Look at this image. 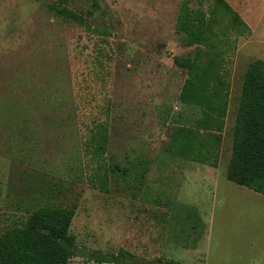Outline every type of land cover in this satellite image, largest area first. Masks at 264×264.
Wrapping results in <instances>:
<instances>
[{"label": "rangeland", "instance_id": "obj_1", "mask_svg": "<svg viewBox=\"0 0 264 264\" xmlns=\"http://www.w3.org/2000/svg\"><path fill=\"white\" fill-rule=\"evenodd\" d=\"M225 1L249 33L215 20L230 89L211 167L164 152L200 117L180 102L176 59L196 48L176 29L184 0H0V233L37 208L76 206L70 264L121 249L138 264H264V196L227 179L245 72L264 60V0ZM188 4L208 14L215 0ZM104 122L99 159L90 145Z\"/></svg>", "mask_w": 264, "mask_h": 264}, {"label": "trees", "instance_id": "obj_2", "mask_svg": "<svg viewBox=\"0 0 264 264\" xmlns=\"http://www.w3.org/2000/svg\"><path fill=\"white\" fill-rule=\"evenodd\" d=\"M188 1L184 0L181 6L176 29L182 35L184 47L196 48L188 56L176 59V64L188 74L180 102L198 108L200 117L192 127L175 128L164 152L171 158L216 167L229 107L230 84L221 65L222 47L214 23L221 12L237 33L245 35L249 29L225 0H215L208 14L191 8ZM53 10L66 20L88 26L83 17L71 10ZM96 130L97 137L90 146L92 155L102 159L109 143V125L99 123ZM137 165L142 178L146 171L144 160ZM108 166L113 175L119 171L126 177L129 172ZM99 176L100 183L106 187L109 172ZM227 179L264 196V60L251 62L245 72ZM75 214L76 206H43L6 227L0 233V264H70L79 257L76 237L70 232ZM135 258L123 249L117 255L95 253L89 256L98 264H138Z\"/></svg>", "mask_w": 264, "mask_h": 264}]
</instances>
